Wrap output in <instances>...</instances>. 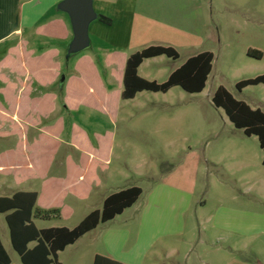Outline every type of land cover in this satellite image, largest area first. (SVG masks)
I'll list each match as a JSON object with an SVG mask.
<instances>
[{
    "label": "crops",
    "instance_id": "1",
    "mask_svg": "<svg viewBox=\"0 0 264 264\" xmlns=\"http://www.w3.org/2000/svg\"><path fill=\"white\" fill-rule=\"evenodd\" d=\"M60 1L63 0H0V25L8 29L3 40L18 37L9 42L10 46L0 59V139L18 138L14 148L0 153V189L7 190L3 192L7 195L0 198H12L18 193L36 194V210L60 211V218L34 217L32 221L39 230H72L92 212L101 210L110 195L139 187L136 182L125 181L130 175L123 170L119 181H112L113 146H108L110 149L105 151V145H94L90 138H82L76 122L70 126V143L65 144L68 154L63 159L60 156L64 145L61 139L67 124L61 117L60 106L62 103L68 112L76 111L77 102L70 97L81 66L87 65L95 73L100 91H107L101 76H97L99 70L92 55L79 59L74 70L76 75L63 77V82L60 80V60L64 52L61 46L69 44L73 38L68 19L52 14ZM191 3L198 5L201 22L210 19L214 0H94L98 15L110 18L105 13L109 5L132 13L126 23L134 31L133 38L114 49L97 47L105 51L103 65L113 76H118L122 91L126 62L138 52H128L132 42L136 41V46L140 45L142 50L156 45L174 46L161 39H168L165 36L174 32L181 33L183 39L193 32L194 19H190L189 13ZM112 23L113 20L110 25ZM26 31L30 39L38 37L44 43L52 44L36 51L24 38ZM57 86L61 96L55 91ZM134 173L136 175V169ZM166 181L161 180L147 190L139 187L142 195L132 207L67 246L58 253V262L63 264L59 254L71 249L82 251L83 259L90 264L98 255L122 264H264V214L226 206L222 202L214 216L197 219L199 239H189L190 195L182 187H173ZM94 194H97V205L89 203ZM227 199L232 204L237 201L232 194ZM80 210H83V217L72 227L65 224L38 227L36 224L37 221L68 223ZM200 210L204 211V207ZM139 212L141 214L136 216ZM11 213L0 214L6 221ZM125 214L127 217L121 220ZM6 224L12 246L7 221ZM206 233L209 236L211 233L212 240L206 239ZM35 245L36 242L30 243L29 248ZM246 253L253 255L254 263L237 256ZM75 264H79L78 259Z\"/></svg>",
    "mask_w": 264,
    "mask_h": 264
},
{
    "label": "rangeland",
    "instance_id": "2",
    "mask_svg": "<svg viewBox=\"0 0 264 264\" xmlns=\"http://www.w3.org/2000/svg\"><path fill=\"white\" fill-rule=\"evenodd\" d=\"M213 5L210 19L201 22L198 5L191 3L189 13L190 19H194V28L190 29L193 32L183 39L179 32L165 36L168 39H161L174 44L171 47L179 53L178 60L158 57L145 61L139 70L141 77L162 84L189 58L199 52H211L214 54L212 72L206 89L200 94H189L180 87H174L168 93L144 91L133 100L121 99V82L118 76H113L105 68V51L97 47L100 45L103 49H114L135 36L130 24L126 23L132 15L128 9L107 6L105 13L113 23L106 26L97 20L91 24L89 34L92 47L86 51L67 59L70 43L61 46L64 52L60 60V80L76 75L74 70L79 59L92 55L99 70L97 76H101L105 88L110 91L101 92L95 73L87 65L81 66L70 97L77 102L76 111L68 112L63 109L62 103L60 106L61 117L67 123L61 139L64 144L61 158L68 154L66 145L71 140L70 126L76 122L82 138H90L94 145H105V151L110 149L108 146H113L110 171L113 182L119 181L123 170L130 175L125 180L127 183L136 182V186L145 190L161 180L186 190L190 195L187 238L195 240L199 239L200 234L197 219L200 216L202 219L214 216L222 202L226 206L264 214V152L259 140L236 129L224 110L212 103L213 94L222 86L236 100L264 112V85L248 87L242 92L236 89L238 82L264 75V0H214ZM56 9L52 11L53 15L64 17L70 22L68 15ZM7 32L8 29L0 25V59L10 46L9 42L18 40L15 36L3 40ZM24 36L29 40L30 48L36 51L41 46L52 44H46L38 37L30 39L28 31ZM136 50L139 52L142 49L134 41L128 52ZM248 51H257L262 54V58H251L247 55ZM55 91L59 92L58 86ZM17 142V137L0 139V153L14 148ZM3 192L7 190L0 189V196L7 195ZM229 194L237 197L236 203L232 204L227 199ZM89 203L98 204L97 194L92 196ZM203 207L204 211H201ZM138 209L137 205L136 211ZM82 217L83 210H80L68 223L55 221L46 224L37 221L36 224L38 227L62 224L72 227ZM125 217L127 214L121 220ZM206 234V239L212 240L211 233L210 236ZM0 237L12 264H22L19 255L12 249L9 230L2 214ZM237 256L254 263L251 253ZM59 257L63 264H75L77 259L79 264H90L83 259L82 251L69 249L60 253Z\"/></svg>",
    "mask_w": 264,
    "mask_h": 264
},
{
    "label": "trees",
    "instance_id": "3",
    "mask_svg": "<svg viewBox=\"0 0 264 264\" xmlns=\"http://www.w3.org/2000/svg\"><path fill=\"white\" fill-rule=\"evenodd\" d=\"M99 21L110 25L112 20L99 15ZM251 58L261 59L262 54L248 51ZM166 56L172 60L179 59V53L170 46H150L132 54L125 65L123 77L122 100H131L138 93L148 91L154 93H168L174 87H180L189 94H200L207 86L212 72L214 54L203 52L189 58L181 67L175 70L162 84L149 81L139 75V68L145 60ZM264 85V75L240 81L236 89L242 92L252 86ZM212 103L216 108L224 110L229 121L238 130H242L248 137L256 136L260 148L264 152V112L254 109L246 102L236 100L224 87H219L212 96ZM264 165V160H263ZM142 195V189L132 187L110 195L101 210L88 215L76 228H51L39 230L33 223V218L48 220L60 218L59 210H36V194L18 193L12 198H0V213L12 212L7 215L11 242L14 251L19 255L22 264H60L58 253L67 246L74 244L82 236L94 230L99 224L107 223L126 209L132 207ZM36 242L33 248L29 244ZM0 264H11V259L0 239ZM93 264H122L104 256H96Z\"/></svg>",
    "mask_w": 264,
    "mask_h": 264
},
{
    "label": "water",
    "instance_id": "4",
    "mask_svg": "<svg viewBox=\"0 0 264 264\" xmlns=\"http://www.w3.org/2000/svg\"><path fill=\"white\" fill-rule=\"evenodd\" d=\"M57 10L68 15L73 31L67 50L69 59L91 47L90 26L99 19V15L95 10L94 0H63L57 5Z\"/></svg>",
    "mask_w": 264,
    "mask_h": 264
}]
</instances>
